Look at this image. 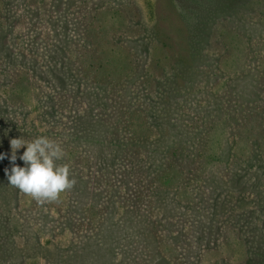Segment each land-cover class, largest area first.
Instances as JSON below:
<instances>
[{
  "label": "rangeland",
  "instance_id": "1",
  "mask_svg": "<svg viewBox=\"0 0 264 264\" xmlns=\"http://www.w3.org/2000/svg\"><path fill=\"white\" fill-rule=\"evenodd\" d=\"M0 152V264H264V0H0Z\"/></svg>",
  "mask_w": 264,
  "mask_h": 264
},
{
  "label": "clouds",
  "instance_id": "2",
  "mask_svg": "<svg viewBox=\"0 0 264 264\" xmlns=\"http://www.w3.org/2000/svg\"><path fill=\"white\" fill-rule=\"evenodd\" d=\"M9 143L11 151L7 159L11 168L5 169L8 184L33 198L47 200H55L59 193L71 188L73 181L69 179L68 167L56 163L64 156L59 144L44 136L29 142L13 138ZM21 147L24 151L17 157ZM17 158L23 166L16 165ZM3 159L5 154L0 152V160Z\"/></svg>",
  "mask_w": 264,
  "mask_h": 264
}]
</instances>
